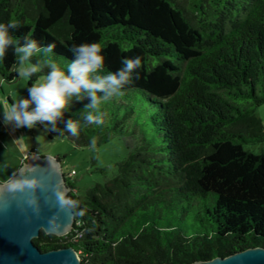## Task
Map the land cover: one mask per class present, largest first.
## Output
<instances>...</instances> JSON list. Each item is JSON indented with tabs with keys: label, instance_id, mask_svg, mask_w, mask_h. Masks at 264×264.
Instances as JSON below:
<instances>
[{
	"label": "trees",
	"instance_id": "1",
	"mask_svg": "<svg viewBox=\"0 0 264 264\" xmlns=\"http://www.w3.org/2000/svg\"><path fill=\"white\" fill-rule=\"evenodd\" d=\"M10 19L21 42L54 43L55 61L85 42L101 44L105 73L142 61L124 95L102 105L103 125L64 133L76 146L138 132L137 143L85 197L65 175L74 228L42 230L37 247L72 246L81 264H189L264 246V151L244 149L264 141V0H0V23ZM15 59L10 48L0 61L9 83ZM88 102L74 101L57 128Z\"/></svg>",
	"mask_w": 264,
	"mask_h": 264
},
{
	"label": "clouds",
	"instance_id": "2",
	"mask_svg": "<svg viewBox=\"0 0 264 264\" xmlns=\"http://www.w3.org/2000/svg\"><path fill=\"white\" fill-rule=\"evenodd\" d=\"M20 27L22 25L14 19L0 23V61H3L11 48L16 58L17 75L28 79L35 77V80L28 87L27 96H22L10 106L7 103L3 105V120L6 125H13L16 128H35L37 125H43L51 132L78 137L81 121L85 125H103L105 113L102 105L113 98L122 97L134 73L136 78H139L137 70L142 67L140 56L126 57L121 61L122 67L105 73V56L101 44L85 42L70 47L74 59L62 67L60 63L51 59L56 47L54 43L41 47L31 35L24 36L22 42L14 38L12 31ZM34 56L37 57L35 61L32 59ZM44 68L48 71L41 74ZM86 99L89 102L79 111V119L64 120L62 130L58 129L57 125L71 109L73 102ZM90 145L93 148L96 146L95 138L90 140ZM49 163L59 174L53 162L49 160ZM22 181L24 183H21ZM13 183L16 186H12ZM44 184L45 181L41 177L13 176L4 190L34 192ZM53 191L57 204L61 208L69 207L64 199V185L58 182ZM30 203L37 204V201L32 199ZM57 221L62 220L54 214L49 218L47 227L54 228Z\"/></svg>",
	"mask_w": 264,
	"mask_h": 264
},
{
	"label": "water",
	"instance_id": "3",
	"mask_svg": "<svg viewBox=\"0 0 264 264\" xmlns=\"http://www.w3.org/2000/svg\"><path fill=\"white\" fill-rule=\"evenodd\" d=\"M53 162L59 174L50 166ZM61 160L52 155L28 154L17 178L41 177L45 184L32 191H7L9 182H0V264H81V255L72 246L43 251L34 244L41 231L58 236L67 235L75 224V210L61 208L56 201L53 188L60 182L64 185L66 202L71 190L63 172ZM21 183H24L22 181ZM12 186H16L14 183ZM36 199L37 204L30 203ZM58 215L54 228L47 227L48 220ZM189 264H264V246L245 248L226 257L216 256L211 260H198Z\"/></svg>",
	"mask_w": 264,
	"mask_h": 264
},
{
	"label": "rangeland",
	"instance_id": "4",
	"mask_svg": "<svg viewBox=\"0 0 264 264\" xmlns=\"http://www.w3.org/2000/svg\"><path fill=\"white\" fill-rule=\"evenodd\" d=\"M56 62L60 63L62 67L70 63L69 60L62 57H58ZM44 73L46 72L43 69L42 74ZM28 81V78L20 77L14 83H9L4 81L0 74V99L3 101V105L5 103L11 105L9 98L14 102L22 96H27V89L30 87ZM2 111L0 112V123L4 124ZM125 111L122 108V113ZM256 114L264 122V104L256 109ZM128 123L126 127L129 130L137 125L134 119ZM11 126L12 136L6 134L3 126H0V182L12 180L23 165L19 141L28 149V153L36 150L37 154L40 155L60 156L63 172L65 175L72 174V181L81 197H85L87 190L93 185L105 183L117 175L118 163L129 156L130 146L137 143V135L139 134L137 132L134 137L132 135H115L111 141L96 145L93 148L91 145L76 146L66 134L51 137V131L43 125H37L35 128ZM145 130L149 133L152 131L151 128ZM11 139L15 141V145L10 141ZM244 149L257 154L261 153L264 151V141L246 143Z\"/></svg>",
	"mask_w": 264,
	"mask_h": 264
},
{
	"label": "crops",
	"instance_id": "5",
	"mask_svg": "<svg viewBox=\"0 0 264 264\" xmlns=\"http://www.w3.org/2000/svg\"><path fill=\"white\" fill-rule=\"evenodd\" d=\"M9 100V99H8ZM9 103L10 104H12L11 102H10V100H9ZM3 110V101L0 99V112ZM0 126L2 127V128H4V130H5V132H7L6 134H9V135H13V131H12V126L11 125H6L5 123L3 124V123H0ZM10 138V137H9ZM10 141H12L13 142V144L15 145V141L14 140H10ZM23 142V141H22ZM24 143V142H23ZM17 145V144H16ZM18 145H19V147H20V149H21V156L23 157V163H24V161L26 160V158H27V156H28V154H30L31 152H33V151H31V152H29L28 153V149L24 146V145H22L21 144V142H19L18 141ZM34 152H36V150H34Z\"/></svg>",
	"mask_w": 264,
	"mask_h": 264
},
{
	"label": "built area",
	"instance_id": "6",
	"mask_svg": "<svg viewBox=\"0 0 264 264\" xmlns=\"http://www.w3.org/2000/svg\"><path fill=\"white\" fill-rule=\"evenodd\" d=\"M71 176H72V174H70ZM67 201H69L68 199H67Z\"/></svg>",
	"mask_w": 264,
	"mask_h": 264
}]
</instances>
